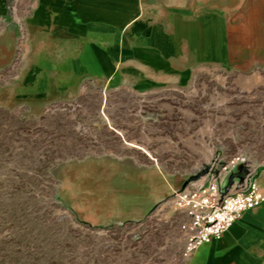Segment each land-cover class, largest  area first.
Returning a JSON list of instances; mask_svg holds the SVG:
<instances>
[{
	"label": "rangeland",
	"instance_id": "obj_1",
	"mask_svg": "<svg viewBox=\"0 0 264 264\" xmlns=\"http://www.w3.org/2000/svg\"><path fill=\"white\" fill-rule=\"evenodd\" d=\"M216 3L232 11L237 0H209ZM24 51L21 44L16 61L0 69V264H189V219L172 202V189L234 156L264 171V62H209L189 79L140 89L87 78L74 91L42 95L22 85ZM108 119L125 131L131 152L158 165L177 188L142 221L96 227L65 206L60 169L125 152Z\"/></svg>",
	"mask_w": 264,
	"mask_h": 264
},
{
	"label": "crops",
	"instance_id": "obj_2",
	"mask_svg": "<svg viewBox=\"0 0 264 264\" xmlns=\"http://www.w3.org/2000/svg\"><path fill=\"white\" fill-rule=\"evenodd\" d=\"M34 1L0 0V69L16 61L24 44L29 66L19 77L29 92L66 94L87 78L140 89L189 79L209 62H264V0H237L232 11L209 0ZM113 122L105 126L123 154H95L60 169L62 201L90 226L142 221L177 188L158 165L131 152L136 147ZM259 183L264 191V171ZM189 264H264V203L202 245Z\"/></svg>",
	"mask_w": 264,
	"mask_h": 264
},
{
	"label": "built area",
	"instance_id": "obj_3",
	"mask_svg": "<svg viewBox=\"0 0 264 264\" xmlns=\"http://www.w3.org/2000/svg\"><path fill=\"white\" fill-rule=\"evenodd\" d=\"M228 176L230 183L225 186ZM259 176V168L250 160L234 156L214 163L204 175L187 186L172 189V202L189 219L185 251L188 259L202 245L222 238L246 212L264 203Z\"/></svg>",
	"mask_w": 264,
	"mask_h": 264
},
{
	"label": "water",
	"instance_id": "obj_4",
	"mask_svg": "<svg viewBox=\"0 0 264 264\" xmlns=\"http://www.w3.org/2000/svg\"><path fill=\"white\" fill-rule=\"evenodd\" d=\"M198 178H199V177H198ZM198 178H195L194 180H196V179H198ZM187 184H188V183H186V184L184 185V187L187 186Z\"/></svg>",
	"mask_w": 264,
	"mask_h": 264
}]
</instances>
